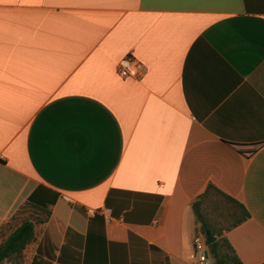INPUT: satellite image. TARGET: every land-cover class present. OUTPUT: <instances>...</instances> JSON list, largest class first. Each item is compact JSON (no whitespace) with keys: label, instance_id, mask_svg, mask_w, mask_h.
<instances>
[{"label":"crops","instance_id":"0c3cea01","mask_svg":"<svg viewBox=\"0 0 264 264\" xmlns=\"http://www.w3.org/2000/svg\"><path fill=\"white\" fill-rule=\"evenodd\" d=\"M209 184L249 212L222 236L263 263L264 0H0V220L25 205L35 224L21 264H192Z\"/></svg>","mask_w":264,"mask_h":264},{"label":"trees","instance_id":"16d2710c","mask_svg":"<svg viewBox=\"0 0 264 264\" xmlns=\"http://www.w3.org/2000/svg\"><path fill=\"white\" fill-rule=\"evenodd\" d=\"M27 203L39 207L33 202L32 195L29 196ZM20 208L10 217V223L14 225L17 222V225L0 241V264L8 261L21 264L24 248L34 239L35 224L27 218L18 220L23 214ZM191 208L196 220L200 223V233L205 236V232L210 231L218 237L208 246L214 263L242 264L229 240L222 234L246 220L249 212L235 198L222 193L212 184H209L205 192L192 202ZM222 220L227 223L221 222Z\"/></svg>","mask_w":264,"mask_h":264},{"label":"built area","instance_id":"2783aa9c","mask_svg":"<svg viewBox=\"0 0 264 264\" xmlns=\"http://www.w3.org/2000/svg\"><path fill=\"white\" fill-rule=\"evenodd\" d=\"M143 65L132 55L124 56L118 63V72L123 77L139 78L142 75ZM192 264H215L212 260L205 236H196L192 242Z\"/></svg>","mask_w":264,"mask_h":264},{"label":"rangeland","instance_id":"374dc122","mask_svg":"<svg viewBox=\"0 0 264 264\" xmlns=\"http://www.w3.org/2000/svg\"><path fill=\"white\" fill-rule=\"evenodd\" d=\"M20 211L24 214L27 212V210L23 206H21ZM25 215H27V213ZM221 222H224V221L222 220ZM224 223H227V221ZM15 225H17V222L14 223V225H12L10 223V218H7L5 220H0V241L3 240L11 232V230L14 228ZM2 264H14V263L12 261H8V262H3Z\"/></svg>","mask_w":264,"mask_h":264},{"label":"water","instance_id":"95a60500","mask_svg":"<svg viewBox=\"0 0 264 264\" xmlns=\"http://www.w3.org/2000/svg\"><path fill=\"white\" fill-rule=\"evenodd\" d=\"M215 241V236L210 231L205 232V243L207 246L212 244ZM216 264H220L219 262H216Z\"/></svg>","mask_w":264,"mask_h":264}]
</instances>
